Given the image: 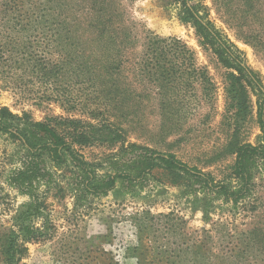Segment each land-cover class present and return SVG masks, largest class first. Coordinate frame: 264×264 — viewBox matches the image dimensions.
Returning <instances> with one entry per match:
<instances>
[{"label":"rangeland","instance_id":"obj_1","mask_svg":"<svg viewBox=\"0 0 264 264\" xmlns=\"http://www.w3.org/2000/svg\"><path fill=\"white\" fill-rule=\"evenodd\" d=\"M187 5L238 47L264 86V0L255 8L238 0ZM183 9L184 0H0V106L34 121L111 126L118 140L77 146L100 175L116 173L147 147L176 154L209 175L210 185L238 187L236 155L224 152L235 129L227 92L232 70L201 42ZM148 36L182 40L212 82L210 95L193 73L184 85L177 76L162 83L146 69ZM9 41L18 44L15 50ZM27 43L37 55L34 72L21 61ZM248 93L251 109L238 135L257 145V95ZM25 156L19 141L0 132V235L18 230L21 221L45 233L34 241L20 237L19 264H264V157L252 192L238 203L197 176L174 179L163 168L77 200L66 166L47 161L54 182L36 186L43 204L27 216L31 195L8 180Z\"/></svg>","mask_w":264,"mask_h":264},{"label":"trees","instance_id":"obj_2","mask_svg":"<svg viewBox=\"0 0 264 264\" xmlns=\"http://www.w3.org/2000/svg\"><path fill=\"white\" fill-rule=\"evenodd\" d=\"M239 3L252 8L262 6V0H238ZM198 14L195 6L187 5V0H184L182 18L195 25L198 35L202 38L201 42L211 46L219 61L232 70L227 73V92L235 109L233 114L235 129L224 152L236 155L232 165V174L239 182L238 187L230 182L210 185L212 179L209 175L201 171H193L198 169L189 167L176 154L164 153L147 147L136 157L123 162L122 167L116 173L100 175L96 172L93 164L85 159L77 146H88L96 140H118L121 135L111 126L87 125L85 127L84 124L82 125V120L73 118L34 121L27 113L21 116L13 113L8 107L0 106V132L19 141L26 150L23 166L13 171L8 177L12 186L18 188L22 193L31 195V202L27 204L24 214L29 216L33 214L32 212L37 213L41 209L43 203L39 201L38 195L35 193L36 186L41 182L48 185L54 182L53 174L46 165L47 161L52 163V167L66 166L71 179L68 184L74 191L77 200L84 199L91 194H105L114 189L122 180H142L155 168L169 171L173 174L174 179L187 178L189 180V178L197 176L206 181L210 190L218 187L219 194L232 199L235 203L252 192L254 171L258 167L260 158L264 157V86L257 73L246 65L238 47L231 40L223 37L211 21L204 22ZM11 18L12 20L16 19L15 16ZM9 23L11 22L9 21ZM11 24L16 26V24ZM262 44L264 45V42ZM9 45L11 51L18 46L14 41H9ZM31 48V43L25 44L24 53L28 57L23 55L21 61H23L22 65L32 66L34 72L38 60L34 59L37 55L30 50ZM144 58V67L152 73L156 71L163 77L162 83L171 78L173 80V77L177 76L178 81L182 77L181 82L187 85L189 74L193 73L202 86L203 94L210 95L212 82L205 71L196 66L193 52L182 40L172 37L148 36ZM13 59L17 62L20 58L18 56ZM249 89H252L257 95L258 122L262 130L261 141L257 145L242 141L238 135L240 123L244 121L251 109ZM130 147L139 148L135 144ZM55 183L58 185L57 182ZM60 190L64 189L60 188ZM18 227V230L12 228L0 235L3 264H19L22 252L25 250L24 245L19 243L20 237L23 242H27L39 240L45 234L22 221ZM259 232L257 230L255 233ZM262 236L264 238V231H262Z\"/></svg>","mask_w":264,"mask_h":264}]
</instances>
